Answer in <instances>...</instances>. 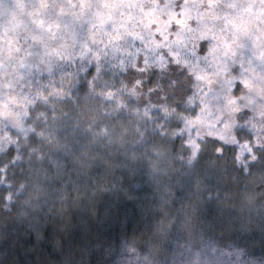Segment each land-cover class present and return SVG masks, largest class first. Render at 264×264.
<instances>
[{"label": "trees", "instance_id": "16d2710c", "mask_svg": "<svg viewBox=\"0 0 264 264\" xmlns=\"http://www.w3.org/2000/svg\"><path fill=\"white\" fill-rule=\"evenodd\" d=\"M24 41L0 48V264H264V124L240 111L228 140L194 138L195 111L93 43L8 86Z\"/></svg>", "mask_w": 264, "mask_h": 264}, {"label": "rangeland", "instance_id": "374dc122", "mask_svg": "<svg viewBox=\"0 0 264 264\" xmlns=\"http://www.w3.org/2000/svg\"><path fill=\"white\" fill-rule=\"evenodd\" d=\"M65 1L68 8L54 17L55 5L50 10L41 0H0V48L12 54L28 40L20 74L8 86L19 85L34 65L39 68L37 60L48 68L56 57L93 52L87 45L93 43L141 76L138 91L148 84L152 101L163 110L170 114L180 105L195 111L180 126H193L194 138L228 140L226 126L240 111H247L248 123L264 124V0ZM5 60H0L2 83L12 76ZM3 97L0 110L6 112L11 98Z\"/></svg>", "mask_w": 264, "mask_h": 264}]
</instances>
